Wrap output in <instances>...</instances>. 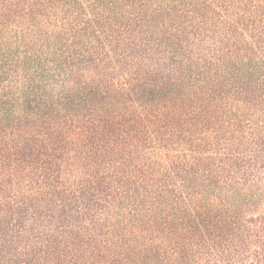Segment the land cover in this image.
<instances>
[{
  "label": "trees",
  "instance_id": "trees-1",
  "mask_svg": "<svg viewBox=\"0 0 264 264\" xmlns=\"http://www.w3.org/2000/svg\"><path fill=\"white\" fill-rule=\"evenodd\" d=\"M121 1L0 0V264H133L135 260L126 257L125 236L135 238L143 230L141 256L149 258L158 240L152 231L157 222H166L169 213L180 218L215 206L209 201L193 204L188 195L194 190L187 178L191 172L178 170L181 178L174 182L164 157L146 152L149 145L122 149L126 139L143 145L146 138L139 127H133L131 135H115L119 128L114 116L134 123L145 115L137 113L132 120L123 101L111 112L99 109L95 103L108 94L93 77L106 78V93L114 98L127 91L135 113L139 98L156 101L161 92L169 94L172 86L184 84L179 73L187 54L177 46L185 41L176 44L172 39L183 29L219 26V32H213L227 29L219 42L228 44L238 36L247 48L249 36L261 37L264 44V0H144L127 16H133L128 26L129 18L117 13ZM253 15L259 23L254 24ZM158 30H169V38ZM71 37L81 42L93 37L94 49L74 53ZM143 37L152 46L151 54L163 48L143 77L153 70L164 73L166 65L175 75L173 84L156 92L140 87L137 66L148 61ZM212 43L207 61L221 68L219 88L226 102L229 88L238 97L245 93L254 101L262 98L263 56L227 64L232 52ZM170 60L183 63L172 66ZM255 164L259 170L243 197L246 201L236 203L245 214L252 243L246 264H264V162ZM125 227L130 229L126 233Z\"/></svg>",
  "mask_w": 264,
  "mask_h": 264
},
{
  "label": "rangeland",
  "instance_id": "rangeland-1",
  "mask_svg": "<svg viewBox=\"0 0 264 264\" xmlns=\"http://www.w3.org/2000/svg\"><path fill=\"white\" fill-rule=\"evenodd\" d=\"M143 3H145L144 0L121 1L117 6L118 16L127 17L133 14ZM142 10L146 11V8L143 7ZM65 13L62 11V16ZM58 15H61V11ZM253 17L254 24L260 22L259 17L256 15ZM127 18L129 21L124 26L131 23L130 18L132 19L133 16ZM33 20L34 17L31 16V21ZM42 24L46 27L48 23L43 20ZM98 28L102 30L101 26ZM213 29L219 32V26L211 29L209 26L198 25L195 28L183 29L181 34L172 37L176 40V44L179 41H185L184 45L178 44L177 46L180 51L187 54V60L183 59L184 65L180 69L182 72L179 73L184 78V84L176 89L172 86L169 94L164 95L161 92L160 96H156L158 97L156 101L148 102L152 97L139 98L140 104L134 103L135 109H138L135 113L131 110L132 104L128 101L130 97L127 91L121 92L119 99L114 98L113 94L106 93L110 88L108 80L105 78L101 81V76L93 77L96 72L92 74L95 81L106 91L103 93L108 94L95 103L99 109L111 112L114 106H121V101H123L129 104L126 109L130 110L132 120L137 113L145 115L143 119L139 117L137 122L133 123L127 119L128 117L118 118L116 111L112 112L117 114L114 118L115 125L119 128L115 135L128 136L127 134L131 133L133 127L135 129L139 127L138 133L142 138H146V140L142 139L143 142L145 141L142 145L134 143L131 137L121 142L124 147L121 146V148L126 150L131 148L134 151L138 146L149 145L146 152L164 157L163 165L167 164V171L173 174L174 182L181 178L177 176L178 170L179 174L184 171L191 172L190 177L187 174V178L189 186L194 190L190 189L188 195L192 198L193 204L201 205L209 201L215 205L203 214L201 209L199 215H182L180 218L169 213L166 222H157L152 227L153 234L158 240L156 247L153 248L155 246L153 244L149 252L151 261L141 256L144 253L142 240L146 236L143 230H140L135 238L125 236L126 257L135 260L133 264H246L248 262L252 248L250 232L244 222L245 214L241 211V206L237 207L236 203L241 200L246 201L243 197L247 194V188L252 184L253 174L259 170L258 165L260 164L256 165L255 162L260 160L264 162V146L259 143V141L264 142V126L260 125L264 120V96L254 101L252 97H246L245 93L238 97L235 93L237 91L229 88L231 90L227 97L229 103L226 102L219 88L218 73L222 74L220 73L221 68L216 63L210 64L207 61V55L212 43L208 40L209 37L215 41L212 43L215 48L219 49V44L222 43L219 42V36L227 29L220 28L219 34L213 32ZM43 30L46 31L44 28ZM158 31L162 37H167L166 31L169 30ZM122 32L125 33L123 30ZM99 33L95 31L96 35ZM135 35L140 36V32ZM105 36L107 32L103 31V37ZM248 38L250 45L247 48L244 47L245 44H241L238 36L232 37L228 44L222 43L223 48H226L225 52L230 50L233 55L231 58L226 57L228 59L224 61L225 63L229 64L244 57L254 59V56L258 58L263 56L264 58V44L259 39L261 37H255L256 40L249 36ZM125 39L127 40L128 37ZM142 39L140 38V43L142 41L141 46L146 49L144 52H146V61H148L146 64L142 62L137 66L140 71L137 73L142 76L140 87L146 89L151 87L156 92L159 88L173 84L175 75L168 70L169 65H166L164 73L153 70L151 76L143 77L145 72L151 68L150 63L153 65L156 57H160L163 48L159 47V52L157 50L151 54L152 46L144 42V37ZM70 41L74 42V46L77 47L74 53L79 50L91 52L94 49L93 37L88 42L76 41L73 37ZM212 53L215 56V52ZM202 57L205 58L202 59ZM261 62L264 61L261 60ZM182 63L180 60L176 62L170 60L172 66L182 65ZM88 80H90L89 77ZM240 100L244 102L241 103ZM234 128H239L240 131ZM161 165L162 163L158 164V166ZM236 191H241L238 192L240 195H237ZM201 196H206V199H201ZM185 205L189 207V204ZM172 206L176 207L175 204ZM159 217H157L158 220ZM181 218L182 221L179 222ZM129 230L125 227L124 233Z\"/></svg>",
  "mask_w": 264,
  "mask_h": 264
}]
</instances>
